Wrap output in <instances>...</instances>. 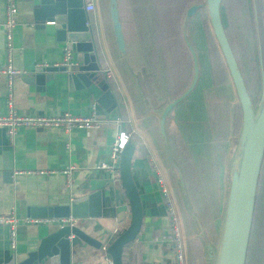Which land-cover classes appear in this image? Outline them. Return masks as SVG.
<instances>
[{"label": "crops", "instance_id": "obj_1", "mask_svg": "<svg viewBox=\"0 0 264 264\" xmlns=\"http://www.w3.org/2000/svg\"><path fill=\"white\" fill-rule=\"evenodd\" d=\"M116 1L123 33L124 57L117 54L113 44L106 0H83V10L86 3L94 6L93 11L84 10V14L95 45L100 73L104 67L108 68L111 75L106 78H111L114 85L112 95L115 109L111 117L108 120L97 119L100 123L96 128H71L68 131L60 126L20 124L14 126L12 135H8L5 127L0 126V215L11 213L17 219L13 248L10 247L9 228L0 226V264L20 263L58 226V223L53 222V219H57L48 217H45L48 222L44 224L24 223L25 217L36 218L28 215L30 207H52L68 203L72 198H86L79 212L87 214L91 211L88 196L98 192L99 216L75 217L73 226L105 248L123 232L129 224L130 211L119 176L95 167L98 162H108L109 146L118 127L125 130L129 134V141L134 143L130 173L141 207L139 231L134 240L123 248L121 264L172 262L166 205H172L174 191L170 176L158 159V153L144 129L148 127L152 130L156 123L158 128L159 116L152 110L141 117V111L137 112L134 105L136 98L141 103L144 98H148L151 104H155V95L147 94L154 88L157 73L144 71L140 55V50L143 53V48L152 46L150 36H134L140 20L145 19L146 3L145 0L143 3L140 0ZM36 5L37 0H15L16 23L10 39L11 64L13 68L25 73L12 78L9 92L5 76L0 75V116H4L8 109L25 117L58 116L63 113L87 116L93 112L94 100L85 90L69 88L64 73L57 72L54 78L44 84L32 79L35 74L44 73V67L40 65L59 63L63 57V48L69 47L67 41L57 39V25H44L32 20ZM2 18L3 3L0 0V68L6 63ZM74 56L72 54L73 59ZM30 77L32 81H29ZM109 103L107 100L106 105ZM178 107L172 110L175 117L180 112ZM231 137L223 154V194L228 180ZM68 167L71 169L64 174L63 171ZM158 173L163 175L170 186L167 199L158 189L155 178ZM251 242L254 247L252 254H257L256 264H264V153L257 179L252 227L244 264H251L247 257ZM101 247L99 250L86 247L72 253L70 264H104L105 256ZM71 250L74 252L75 248ZM40 264L50 262L44 258Z\"/></svg>", "mask_w": 264, "mask_h": 264}, {"label": "water", "instance_id": "obj_2", "mask_svg": "<svg viewBox=\"0 0 264 264\" xmlns=\"http://www.w3.org/2000/svg\"><path fill=\"white\" fill-rule=\"evenodd\" d=\"M252 2L254 25L257 31L254 0ZM220 3L221 0H203L199 4L189 5L185 10L181 31L183 42L192 60V78L187 89L168 102L160 112L158 132L164 158L173 172H176L177 186L184 209L187 214L191 215L184 195L181 172L172 160L169 151L164 121L167 112L190 92L196 82L197 61L194 50L186 37L185 27L195 11L202 8L233 86L240 111V121L237 134L231 139L229 148L231 158L228 180L215 245L210 242L204 244L200 236L197 239L203 245L205 261L208 264H244L252 227L257 179L264 153V76L261 71L260 93L253 104L223 28L219 11ZM106 7L115 50L118 55L124 57L125 48L118 19L117 1L106 0ZM32 20L44 23V25H57L59 27L55 30L57 39L67 41L70 51L75 55L73 62L66 66H44V73L35 74L32 79L44 84L45 81L54 78L57 72H62L65 74L69 88L85 90L94 100L93 112L97 119L111 117L115 102L106 79L99 70V60L85 18L83 0H37V5L33 8ZM32 79L30 77L29 81ZM107 100L110 101L109 105H106ZM113 116L115 117V114ZM133 149L134 143L129 141L123 147L118 161V176L129 203L130 220L123 232L105 248L104 256L112 264H121L123 248L134 240L141 224L140 201L130 173ZM88 198L91 211L87 214L79 212L86 198H72L68 203L52 207H30L28 215L55 219L68 216L73 218L99 216L98 192L91 193ZM86 247L99 250L101 246L99 242L90 238L76 226L65 224L57 226L40 241L34 252L27 254L26 259L18 264H40L44 258H47L50 264H70L71 254L80 252ZM73 248H75L74 252L71 250Z\"/></svg>", "mask_w": 264, "mask_h": 264}, {"label": "rangeland", "instance_id": "obj_3", "mask_svg": "<svg viewBox=\"0 0 264 264\" xmlns=\"http://www.w3.org/2000/svg\"><path fill=\"white\" fill-rule=\"evenodd\" d=\"M202 1L158 0L153 5V7L158 5L162 12L167 9L169 14L168 20L162 22V25L158 22V18L153 20L155 25L153 32L156 28L160 29L163 36L167 28V38L170 37L171 43L166 46L163 56L160 55L159 48L152 49L150 56L140 50L141 67L147 73L150 70L157 73L160 75L158 81H162L160 87L162 91L156 92L152 88L147 94L155 95L154 105L148 98H144L142 103L137 101V98L134 99L135 109L137 112L141 111V117L151 113L152 110L156 116H159L164 106L189 86L192 78V60L183 43L181 28L186 8ZM254 6L258 34H254L252 0H223L221 8L225 33L253 104L260 93L261 71L264 76V0H254ZM134 32V36L138 37V29ZM185 33L196 56L197 80L191 92L173 106V108L179 106L180 112L176 117L174 113L170 116L166 138L172 160L182 175L184 195L191 215L184 209L177 186L176 172H173L164 158L162 143L161 158L160 151L159 153L156 151L158 159L170 176V183L172 182L174 198L171 200L172 205L167 204L166 208L170 206L177 219L184 244L185 264H188L189 260L191 264H197L194 261L200 253L205 264H208L205 261L203 245L197 238L200 236L204 244L205 242L215 244L212 241L213 229L215 232L218 230L224 202L223 154L229 138L237 134L240 111L233 86L202 8L195 11L188 19ZM135 49L139 53V48ZM158 134L159 132L157 136ZM161 176L170 192L167 180L165 181L162 174ZM189 239L191 243L193 240L197 241V248L190 245ZM253 251L251 242L248 261L251 260Z\"/></svg>", "mask_w": 264, "mask_h": 264}, {"label": "built area", "instance_id": "obj_4", "mask_svg": "<svg viewBox=\"0 0 264 264\" xmlns=\"http://www.w3.org/2000/svg\"><path fill=\"white\" fill-rule=\"evenodd\" d=\"M3 3V18H2V29L4 34V48L6 51V63L5 66L0 68V75L5 76V81L7 84V91H10L12 78L16 75L24 74L25 72L13 68L11 64V56H10V39L11 32L16 23L15 18V0H2ZM84 10L89 12L94 10V6L91 3H86L84 5ZM73 62V57L70 51V48L65 46L63 48V57L62 60L55 65H68ZM39 66V65H37ZM46 66V65H40ZM102 75L106 77H110V71L108 68L104 67L102 69ZM104 120H108V117H105ZM100 121L95 117L94 112L87 116H73L68 113H63L58 116H41V117H31V116H19L16 115L12 109H8L7 113L4 116H0V126H4L6 133L8 135H12L14 132V126L24 124V125H34V126H60L63 130L68 131L71 128H96L99 126ZM129 142L128 133L125 132L122 128L118 127L114 138L109 146L108 152V162H98L96 164L97 169H105L109 170L113 173L114 176L118 175V161L120 153L123 147ZM64 170V174H67L68 170L71 167L66 168ZM156 183L160 193L167 199L168 197V188L165 185L163 178L159 175H156ZM168 203V202H167ZM169 205V204H168ZM168 214V228H169V244L172 252V262L171 264H185V256H184V244L183 239L181 237V233L177 224V219L171 209L170 206L167 208ZM24 223L37 225L47 223L48 220L45 218H29L25 217L23 219ZM51 222V220H49ZM53 222L58 223V226L69 225L72 226L74 222V218H65V219H57ZM51 222V223H53ZM17 224V219L11 213L0 215V226H6L9 228L10 235V247H14V227ZM105 247H101V252L104 253ZM105 259L104 264H112L111 261L107 258Z\"/></svg>", "mask_w": 264, "mask_h": 264}, {"label": "trees", "instance_id": "obj_5", "mask_svg": "<svg viewBox=\"0 0 264 264\" xmlns=\"http://www.w3.org/2000/svg\"><path fill=\"white\" fill-rule=\"evenodd\" d=\"M142 3H143V0H140ZM153 1H155V0H145V3H146V6H145V14L146 15H144V17H145V19L143 18V19H141L140 20V25L138 26V32H139V34H149V36H150V40H149V42H150V44H152V46H150V47H148V48H146V49H144L143 48V53L144 54H147L148 56H150V53H151V51H152V49H154V48H159L160 50H161V52H160V55L161 56H163V53H165V51H166V46L168 45V43H171V41H170V37L169 38H167V34H168V31H167V28H166V30H165V34L162 36L161 34H162V31L160 30V29H157L156 28V30L153 32V26H155V25H153V20L155 19V20H157V18L159 19L158 20V22L161 24L162 22H165V21H167L168 20V18H169V14H168V12H167V9H166V11H164V12H162V9H160L159 10V8H158V5L157 6H154L153 7V5L155 4V2L157 1L158 2V0H156L155 2H153ZM148 2H150V5H147V3ZM222 5H223V0H221V3H220V6H219V11H220V16H221V8H222ZM167 8V7H166ZM201 9V8H200ZM182 10V9H181ZM203 10V9H202ZM196 11H199V9H197ZM204 12V11H203ZM182 14V13H181ZM205 14V13H204ZM165 18V19H164ZM164 19V21H162ZM221 21H222V24H223V19H222V16H221ZM208 23V22H207ZM162 25V24H161ZM208 27H209V25H208ZM223 28H224V25H223ZM210 29V28H209ZM168 30H169V32L171 31L170 30V27L168 28ZM224 30H225V28H224ZM210 32H211V30H210ZM153 34H154V36H153ZM156 34H158V35H156ZM211 34V33H210ZM156 35V36H155ZM173 35V34H172ZM184 43V42H183ZM216 44V43H215ZM154 45H156V46H154ZM176 46H177V43H176ZM217 46V45H216ZM178 47V46H177ZM186 47V46H185ZM187 49V48H186ZM152 60V59H151ZM226 69V68H225ZM106 79V82H107V85L109 86V88L111 89V92H112V94L114 93V85H113V83H112V80H111V78H105ZM197 80V79H196ZM196 83V82H195ZM160 84H162V81H158V74L156 75V77H155V80H154V89H155V91L156 92H158V91H162V89H160V87H161V85ZM195 85V84H194ZM194 87V86H193ZM192 90V89H191ZM191 92V91H190ZM189 92V93H190ZM188 93V94H189ZM187 94V95H188ZM186 95V96H187ZM183 100V99H182ZM181 100V101H182ZM174 108L172 107L168 112H167V114H166V117H165V121H164V128H165V132H166V135H167V133H168V127H169V125H168V123H169V120H170V116H172V110H173ZM144 120H142V122H143ZM144 129H146L147 130V133H148V135H149V138H150V140H151V143H152V145H153V147L158 151V153H159V151H160V158H161V142H160V140H159V136H157V133H158V128H157V123H156V127L155 128H153L152 130H150V129H148V127H145ZM159 135V134H158ZM129 136V135H128ZM170 143V142H169ZM162 159H163V157H162ZM182 215H183V213H182ZM183 220H184V216H183ZM187 231H188V229H187ZM216 233L217 232H215V229H213V236H212V241L215 243L216 242ZM189 241H190V239H189ZM188 241V242H189ZM189 244V243H188ZM198 243H197V241L196 240H193V243H191V241H190V245L192 246V245H194L193 247H195V248H197V245ZM189 249V248H188ZM252 254V253H251ZM193 256H195V254L193 253ZM192 256V257H193ZM248 258H249V252H248V256H247ZM195 263H197V264H205V262L203 261V257L201 256V253H200V255H198L197 257H196V259H195V261H194ZM256 262H257V254L254 252L253 254H252V258H251V260H250V263L251 264H256ZM188 264H191V261L189 260V263Z\"/></svg>", "mask_w": 264, "mask_h": 264}, {"label": "flooded vegetation", "instance_id": "obj_6", "mask_svg": "<svg viewBox=\"0 0 264 264\" xmlns=\"http://www.w3.org/2000/svg\"><path fill=\"white\" fill-rule=\"evenodd\" d=\"M255 15H256V11H255ZM253 23H254V21H253ZM254 34H258V31H256V29H255V25H254Z\"/></svg>", "mask_w": 264, "mask_h": 264}]
</instances>
